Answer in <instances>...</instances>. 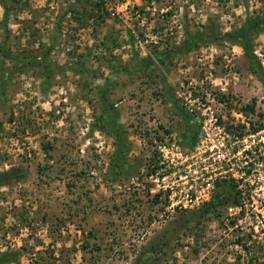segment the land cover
<instances>
[{
	"label": "rangeland",
	"instance_id": "rangeland-1",
	"mask_svg": "<svg viewBox=\"0 0 264 264\" xmlns=\"http://www.w3.org/2000/svg\"><path fill=\"white\" fill-rule=\"evenodd\" d=\"M0 4V264H264V0Z\"/></svg>",
	"mask_w": 264,
	"mask_h": 264
},
{
	"label": "trees",
	"instance_id": "trees-1",
	"mask_svg": "<svg viewBox=\"0 0 264 264\" xmlns=\"http://www.w3.org/2000/svg\"><path fill=\"white\" fill-rule=\"evenodd\" d=\"M79 1V0H78ZM1 7L6 11L5 5L0 4ZM7 13L4 14L6 17ZM264 29V14H256L251 16L246 15L244 23L231 33L225 34L227 37L231 38L233 43L243 50L244 57L249 62V67L252 69L254 75L264 88V66L258 61L253 51V36L257 35L260 31ZM148 62H152L148 59ZM17 176L16 171H7L0 173V186H6L9 182ZM6 257V258H5ZM10 255L1 254L0 261L6 263L9 261Z\"/></svg>",
	"mask_w": 264,
	"mask_h": 264
},
{
	"label": "built area",
	"instance_id": "built-area-1",
	"mask_svg": "<svg viewBox=\"0 0 264 264\" xmlns=\"http://www.w3.org/2000/svg\"><path fill=\"white\" fill-rule=\"evenodd\" d=\"M191 201V200H190Z\"/></svg>",
	"mask_w": 264,
	"mask_h": 264
}]
</instances>
